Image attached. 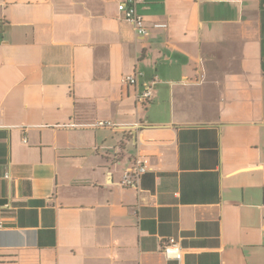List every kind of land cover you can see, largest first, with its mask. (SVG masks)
<instances>
[{"label":"crops","instance_id":"0c3cea01","mask_svg":"<svg viewBox=\"0 0 264 264\" xmlns=\"http://www.w3.org/2000/svg\"><path fill=\"white\" fill-rule=\"evenodd\" d=\"M121 1L0 0V264H264V0Z\"/></svg>","mask_w":264,"mask_h":264},{"label":"built area","instance_id":"2783aa9c","mask_svg":"<svg viewBox=\"0 0 264 264\" xmlns=\"http://www.w3.org/2000/svg\"><path fill=\"white\" fill-rule=\"evenodd\" d=\"M138 0H123L119 2L118 9L123 15V18L131 23L139 35H146L148 32V27L145 24L143 15L139 13L137 9ZM154 27L157 28H167L168 24L165 22H157L154 24ZM139 73H128L124 74L122 77V82L128 85H136L139 78ZM153 96L152 86L147 85L144 90L137 95V100L141 104H148L150 99ZM75 126L76 124H71ZM97 126H118L116 123H113L111 120L99 119L95 122ZM150 161L147 156H137L130 167H128L124 173V177L121 181V184L126 187L138 188L141 182L142 176L150 169ZM5 178H10L9 174L5 175ZM3 227V219L0 215V229ZM162 251L164 256L167 259H174L181 261L184 257V249L180 241L176 237H168L162 241Z\"/></svg>","mask_w":264,"mask_h":264}]
</instances>
